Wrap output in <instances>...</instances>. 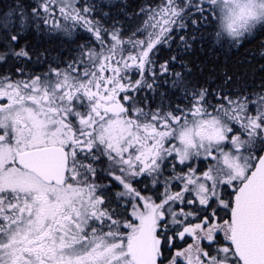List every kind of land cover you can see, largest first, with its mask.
Listing matches in <instances>:
<instances>
[{"label":"snow or ice","instance_id":"obj_1","mask_svg":"<svg viewBox=\"0 0 264 264\" xmlns=\"http://www.w3.org/2000/svg\"><path fill=\"white\" fill-rule=\"evenodd\" d=\"M0 264H264V0H0Z\"/></svg>","mask_w":264,"mask_h":264}]
</instances>
